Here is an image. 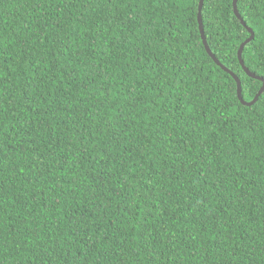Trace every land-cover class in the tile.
<instances>
[{"label": "trees", "instance_id": "16d2710c", "mask_svg": "<svg viewBox=\"0 0 264 264\" xmlns=\"http://www.w3.org/2000/svg\"><path fill=\"white\" fill-rule=\"evenodd\" d=\"M233 1L203 31L250 103ZM199 2L0 0V264H264V92ZM236 5L264 81V0Z\"/></svg>", "mask_w": 264, "mask_h": 264}, {"label": "water", "instance_id": "95a60500", "mask_svg": "<svg viewBox=\"0 0 264 264\" xmlns=\"http://www.w3.org/2000/svg\"><path fill=\"white\" fill-rule=\"evenodd\" d=\"M237 1L238 0H234L233 1V9H234V14L235 16L237 17V19H239V21L241 22V24L246 28V30L249 32L250 34V38L247 39L244 43H242L238 49V52H237V58H238V61L242 67V69L244 70V72L246 73V75L252 79H255V80H258L260 82H262V88L260 89V91L257 93V95L255 96V98L253 99L252 102L250 103H246L245 101H243L242 99V96H241V83L239 81V79L233 74L231 73L229 70H227L226 68H224L216 59L215 57L212 55L208 45H207V42H206V39H205V35H204V31H203V24H202V18H201V10H202V7H203V2L204 0H200L199 2V7H198V14H197V22H198V26H199V31H200V34H201V39H202V43H203V46L205 48V51L206 53L209 55V57L214 61V63L220 67L224 72L228 73L235 81L236 85H237V97L240 101V103L242 105H245V106H252L254 105L258 98L262 95V93L264 92V81L261 79V78H258L256 77L255 75L251 74L244 66V63H243V60H242V52H243V49L244 47L253 40L254 38V34L252 32V30L248 29L245 24L243 23L242 19L240 18V15L238 14V11H237Z\"/></svg>", "mask_w": 264, "mask_h": 264}, {"label": "snow or ice", "instance_id": "6c2138e0", "mask_svg": "<svg viewBox=\"0 0 264 264\" xmlns=\"http://www.w3.org/2000/svg\"><path fill=\"white\" fill-rule=\"evenodd\" d=\"M259 55H260V58H261V59H264V51H261V52L259 53Z\"/></svg>", "mask_w": 264, "mask_h": 264}]
</instances>
